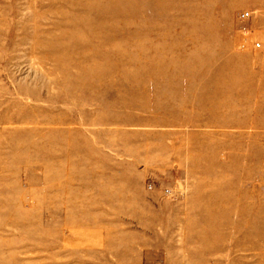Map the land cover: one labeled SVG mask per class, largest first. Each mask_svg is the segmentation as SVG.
Masks as SVG:
<instances>
[{"label": "rangeland", "instance_id": "rangeland-1", "mask_svg": "<svg viewBox=\"0 0 264 264\" xmlns=\"http://www.w3.org/2000/svg\"><path fill=\"white\" fill-rule=\"evenodd\" d=\"M0 264H264V0H0Z\"/></svg>", "mask_w": 264, "mask_h": 264}, {"label": "built area", "instance_id": "built-area-1", "mask_svg": "<svg viewBox=\"0 0 264 264\" xmlns=\"http://www.w3.org/2000/svg\"><path fill=\"white\" fill-rule=\"evenodd\" d=\"M252 18V13L251 12H243L239 15L238 21L240 22H246L247 20ZM259 46V44H257ZM166 194H170L169 190H166Z\"/></svg>", "mask_w": 264, "mask_h": 264}]
</instances>
